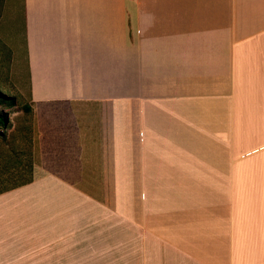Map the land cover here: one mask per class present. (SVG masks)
I'll return each mask as SVG.
<instances>
[{
    "label": "crops",
    "instance_id": "crops-1",
    "mask_svg": "<svg viewBox=\"0 0 264 264\" xmlns=\"http://www.w3.org/2000/svg\"><path fill=\"white\" fill-rule=\"evenodd\" d=\"M19 2L0 264H264V0Z\"/></svg>",
    "mask_w": 264,
    "mask_h": 264
},
{
    "label": "rangeland",
    "instance_id": "rangeland-1",
    "mask_svg": "<svg viewBox=\"0 0 264 264\" xmlns=\"http://www.w3.org/2000/svg\"><path fill=\"white\" fill-rule=\"evenodd\" d=\"M19 4V0H0V190L29 177L30 159L28 145L24 143V125L34 116L29 106L23 16ZM10 43L14 44L13 50ZM3 96L12 98L14 103L7 102Z\"/></svg>",
    "mask_w": 264,
    "mask_h": 264
},
{
    "label": "trees",
    "instance_id": "trees-1",
    "mask_svg": "<svg viewBox=\"0 0 264 264\" xmlns=\"http://www.w3.org/2000/svg\"><path fill=\"white\" fill-rule=\"evenodd\" d=\"M3 98H4V99H7L8 101H7V100H6V101L9 102V103H11V104L14 103V100H13L12 98H7V97H4V96H3ZM1 101H2V100H1ZM1 124H2V121H1V114H0V125H1ZM1 133H2V132H1V130H0V134H1ZM4 190H6V189H4ZM4 190H0V192H2V191H4Z\"/></svg>",
    "mask_w": 264,
    "mask_h": 264
}]
</instances>
